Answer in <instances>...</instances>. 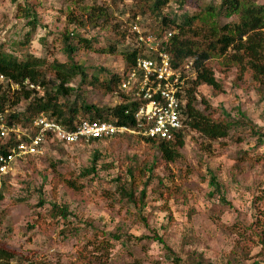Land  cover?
Here are the masks:
<instances>
[{
  "label": "rangeland",
  "instance_id": "obj_1",
  "mask_svg": "<svg viewBox=\"0 0 264 264\" xmlns=\"http://www.w3.org/2000/svg\"><path fill=\"white\" fill-rule=\"evenodd\" d=\"M219 1L186 0L185 8L193 13ZM134 3L0 0V47L19 59L29 54L44 58L46 87L53 88L50 63L67 60L65 45L73 48L68 58L84 72L85 81L73 76L66 83L73 91L58 100L104 109L112 106L113 94L89 82L93 77L107 80L123 67L119 32L130 47L138 35L157 42L166 31L173 32L166 28L157 37L153 18H132ZM175 4L171 0L162 12L170 14ZM21 8L35 16L29 37ZM90 8H100L106 20L92 24ZM216 19L234 21L236 15ZM132 24L139 33H133ZM71 30L88 40L89 47L72 36L64 39ZM111 47L115 52L106 51ZM206 64L222 89L215 93L198 85L196 106L212 118L229 120L225 136L209 139L188 130L172 161H165L155 144L133 135L49 143L41 155L16 160L0 184V253L4 249L11 255L0 254V264H173L174 258L187 263L197 254L223 264L242 234L252 238L251 228H264V84L247 76L235 79L234 64L221 58ZM9 87L6 94L11 96L14 85ZM1 88L6 89L5 82ZM24 104L19 100L15 108ZM127 187H133L132 199L121 192ZM51 202L65 208V218L52 217ZM247 243L250 256L244 264L255 260L259 250Z\"/></svg>",
  "mask_w": 264,
  "mask_h": 264
},
{
  "label": "trees",
  "instance_id": "obj_2",
  "mask_svg": "<svg viewBox=\"0 0 264 264\" xmlns=\"http://www.w3.org/2000/svg\"><path fill=\"white\" fill-rule=\"evenodd\" d=\"M170 1L135 0L131 9L132 18L136 17V14H147L153 18L157 37L164 29H172L173 32H170L166 39L159 40L157 44L168 53L173 67L181 64L185 59H193L195 75L188 80V86L185 88V106L182 112L183 120L187 127L182 129L174 140L143 138L156 145V149L165 161H172L179 156V148L183 144L184 133L188 130H194L204 137L215 139L225 136L230 128L231 123L229 120L212 118L208 112H204L196 106L194 93L198 85L206 84L215 93L222 89L220 83L214 77L212 67L206 64L208 59L221 58L227 64H234L237 71L235 79L243 80L244 76H247L258 84H264V1L259 4L253 0H220L217 5L206 4L204 8L189 13L185 8L186 0H174L177 4L170 9V14H165L162 9ZM15 4L20 7L18 2H15ZM90 9L91 15L89 17L93 19L92 24L96 25V19H100L102 22L106 20V14L100 8ZM177 10H180L179 14L175 13ZM21 14L25 17L26 24L29 26L26 32V37H29L30 32L35 28L34 13L31 14L28 8H21ZM233 14L236 15L234 21L220 23L216 19L218 15L227 17ZM30 15L31 18H29ZM74 31H69V34H66L64 39L72 36L79 43H82L83 46L89 47V41L73 34L72 32ZM166 32H169V30ZM124 40V33L119 32V38H116V43L122 44L124 47L123 50L118 51L123 60L124 65L122 68L124 70L134 63L138 55L143 57L153 56V53L147 49L143 42L132 43L130 47V45L123 44ZM64 47L69 57L73 48L66 45ZM106 51L115 52L113 47ZM68 57L65 61L54 59L50 63L49 70L53 71L54 79L50 83L54 82V88L52 87L53 85L46 87L48 81L45 80V72L48 67H43L44 58L29 54L23 59H19L0 47V74L5 79L2 82L0 81V111L7 109L4 114V121L6 123L15 121L25 125L39 113H45L54 116L61 124L71 127L73 121L78 118L76 116L77 112L80 111L83 114V117L81 116L80 118L90 120L110 119L117 124L131 125L132 116L123 112L129 106V103L112 104V106H106L102 109L83 102L78 106L75 100L68 102H60L58 100L59 96H66L73 91L72 87L66 85L73 76L78 75L81 82L85 81L86 75L84 72L79 70V67ZM25 80L34 85L38 84L40 88L42 87V93L38 94L34 88L25 87L22 84ZM4 82L6 89L2 90L1 85ZM9 82L18 84L17 88L12 89L11 96L6 94V91L10 89ZM89 83H98V86L103 91H109L111 94L115 93L121 98L124 97L119 89L118 73L110 74L109 78L104 81H98L97 77H93ZM19 100H24L25 103L21 110L15 108ZM200 102L205 103L204 100ZM112 117H114V120ZM125 136H130V134L112 137ZM11 143L12 141L9 140L6 144ZM4 146L6 145H0V148H4ZM90 169H86V172L90 171ZM67 182L71 183L72 181L69 180ZM132 189L133 187L123 188L121 192L128 199H132ZM141 194L142 192H140V196ZM138 198L139 196L133 197V201H137ZM50 209L52 217L56 215H60L62 218L66 217L65 208L59 207L53 202L50 203ZM249 234L254 237L247 236L245 239L242 234V241L233 245L223 264H244V261L250 256H247L249 245L247 242L259 245V250L255 254L257 258L251 261L250 264H264V228L256 225L255 228L250 229ZM0 254L4 258L11 257L10 253L4 249L1 250ZM173 264L212 263L203 259L201 254H197L190 258L187 263H178L174 258Z\"/></svg>",
  "mask_w": 264,
  "mask_h": 264
},
{
  "label": "built area",
  "instance_id": "obj_3",
  "mask_svg": "<svg viewBox=\"0 0 264 264\" xmlns=\"http://www.w3.org/2000/svg\"><path fill=\"white\" fill-rule=\"evenodd\" d=\"M131 27L133 32L139 33L135 24ZM169 35L170 31L166 32L165 39ZM135 40L136 43L143 42L153 56L138 55L130 67L121 68L117 73L119 89L124 97L112 93L113 104L129 103L123 112L132 116V124L78 117L70 127L61 124L54 116L39 113L22 125L15 121L6 123L4 114L7 109H4L0 111V145L6 146L0 148V184L16 160L41 155L49 143L80 144L122 134L170 141L187 127L182 112L187 80L195 75L192 59H185L173 67L168 53L159 47L158 41L140 35ZM4 80L0 74V81ZM9 84L18 87L17 83ZM22 84L37 91L40 89L26 80ZM9 140L12 143L6 144Z\"/></svg>",
  "mask_w": 264,
  "mask_h": 264
}]
</instances>
